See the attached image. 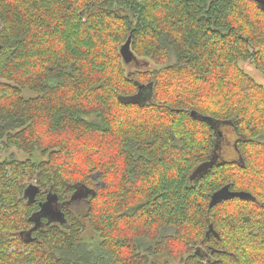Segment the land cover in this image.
<instances>
[{"label":"trees","instance_id":"16d2710c","mask_svg":"<svg viewBox=\"0 0 264 264\" xmlns=\"http://www.w3.org/2000/svg\"><path fill=\"white\" fill-rule=\"evenodd\" d=\"M242 62L264 74V0H0V264H264V85ZM223 188L248 197L212 205Z\"/></svg>","mask_w":264,"mask_h":264},{"label":"rangeland","instance_id":"374dc122","mask_svg":"<svg viewBox=\"0 0 264 264\" xmlns=\"http://www.w3.org/2000/svg\"><path fill=\"white\" fill-rule=\"evenodd\" d=\"M125 52V64L126 68L128 71L130 70H136V69H141V70H146V69H152L157 67V65L148 59H142V58H137L133 54L130 53L129 48H124L123 53ZM241 67L246 70L251 76H253L257 81H259L261 84L264 85V74L259 71L255 65L251 62H242ZM24 96L26 97H31L34 96V93L31 91H24ZM223 127V128H222ZM222 129H224V134L227 135V139L224 140L221 144V157L225 160H235L238 158V154L236 151V146L235 142L237 140V134L234 131V128L231 124L229 123H224V125L221 126ZM10 153H14L19 159L23 160L26 158V155L16 149H11ZM78 199V200H77ZM73 201L71 204L70 208H72L74 211H84L87 203L86 199H83L82 197H79ZM57 221V220H55ZM85 240L86 242H90L92 238V233L91 231L87 230L85 233ZM87 250V249H86ZM85 251V250H84ZM152 264H180L179 261H176L174 259L169 258L166 255L159 256L155 259H153Z\"/></svg>","mask_w":264,"mask_h":264},{"label":"water","instance_id":"95a60500","mask_svg":"<svg viewBox=\"0 0 264 264\" xmlns=\"http://www.w3.org/2000/svg\"><path fill=\"white\" fill-rule=\"evenodd\" d=\"M31 188V187H30ZM234 196H240L241 198L244 197H248V195L246 193H235V192H231L229 191L228 188H223L220 191L216 192L213 197H212V205L213 204H217L218 202H220L221 200L230 198V197H234Z\"/></svg>","mask_w":264,"mask_h":264},{"label":"flooded vegetation","instance_id":"af4514ba","mask_svg":"<svg viewBox=\"0 0 264 264\" xmlns=\"http://www.w3.org/2000/svg\"><path fill=\"white\" fill-rule=\"evenodd\" d=\"M59 216H60V213H57V214L53 215V219H57V218H59ZM57 221H59V219H57ZM200 253H202V252H200ZM199 255H202V254H199Z\"/></svg>","mask_w":264,"mask_h":264}]
</instances>
